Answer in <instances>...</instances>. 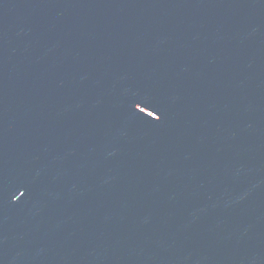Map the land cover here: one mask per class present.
<instances>
[{
	"label": "water",
	"instance_id": "95a60500",
	"mask_svg": "<svg viewBox=\"0 0 264 264\" xmlns=\"http://www.w3.org/2000/svg\"><path fill=\"white\" fill-rule=\"evenodd\" d=\"M0 264H264V0H0Z\"/></svg>",
	"mask_w": 264,
	"mask_h": 264
}]
</instances>
